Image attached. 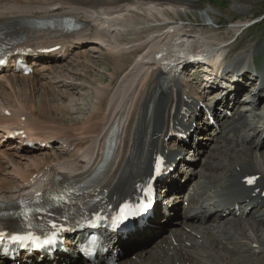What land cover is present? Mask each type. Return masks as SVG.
Listing matches in <instances>:
<instances>
[{"label": "bare ground", "instance_id": "obj_1", "mask_svg": "<svg viewBox=\"0 0 264 264\" xmlns=\"http://www.w3.org/2000/svg\"><path fill=\"white\" fill-rule=\"evenodd\" d=\"M192 1L0 0V24L16 28L20 47L33 50L55 45L70 47L63 59L42 61L32 74L16 75L12 69L0 74V96L5 100L0 101V146H5L0 149V166L7 164L10 169L9 177H0V202H14L20 195L29 193L30 188L34 192L45 189L47 182L55 177L63 180L86 177L100 163L110 131L114 132L115 144L96 188L113 184L108 191L110 197L127 188L135 190L136 182L151 174L154 155L165 151L170 135L190 129L191 120L186 115L197 107L198 101L208 103L216 111L228 99L227 93L220 97L209 93L207 100L202 101L205 92L195 89L184 78V72L176 75L178 65L174 62L179 54L188 51L185 43L191 45L192 51L200 48L223 52L222 45L207 41L188 29L191 24H184V17L192 10ZM242 10L247 11V7ZM203 14L216 24L210 8H205ZM64 16L76 19L80 27L66 32L60 27ZM39 20L45 23L38 25ZM196 41L201 42L199 47L194 45ZM78 42L90 44L86 45L87 49L75 51ZM99 42L104 43V49ZM263 47L264 42L255 44L248 55V65H257L255 57ZM91 48L98 53L96 58L87 53ZM74 55L77 61L68 65L67 58ZM244 57L240 51L231 61L243 62ZM97 64L101 68L110 64L106 69L108 78L102 77L104 82L90 79L89 73ZM250 79L251 86L255 79ZM84 87L94 92L90 110L84 119L65 124V115L72 112L65 100L75 101L69 90ZM243 87H239L238 93ZM244 91L248 92L246 88ZM259 92L253 89L246 100L253 109L262 101ZM240 100L231 98L229 104L233 110ZM227 108L228 105L223 113H217L227 133L214 138L208 148L214 152L204 162L211 171L220 172L219 178L208 174L203 182V187L211 189L213 194L202 192L203 198L197 199L193 187L194 196H189L187 209L177 225H184L191 232L171 228V235L159 239L157 250L150 253L149 260L142 258V251H137L134 257L140 258L139 263L126 260L118 264H216L218 258L217 264H253L249 257L250 244L264 253V228H260L264 223V152L261 151L264 124L256 128L248 124L245 114L236 110L226 117ZM7 123L24 128L17 142L6 136ZM200 128L196 125L194 132ZM37 136L61 141L63 147L22 152L18 142ZM170 141L175 144L176 138ZM228 142L241 146L236 148V144L235 147ZM250 175L259 177L253 186H246L245 177ZM247 215L249 219L244 220ZM192 221L206 226H196ZM171 223L178 224V219ZM247 229L252 232L249 234ZM197 238L201 240L199 243L195 241ZM195 247L204 250L205 255L195 252Z\"/></svg>", "mask_w": 264, "mask_h": 264}, {"label": "rangeland", "instance_id": "obj_2", "mask_svg": "<svg viewBox=\"0 0 264 264\" xmlns=\"http://www.w3.org/2000/svg\"><path fill=\"white\" fill-rule=\"evenodd\" d=\"M192 10L188 12V17H184V24H191V26L188 27V29H191L192 31L196 32L197 34H201V37L206 38L207 41L213 43V44H220L223 45L225 51H229L230 56L234 57L236 53L238 52H244V54L250 53L253 48L255 47V44L257 42H263L264 41V0H193L192 1ZM243 7H247V11H243ZM205 8H210L212 10V15L214 16L216 20V24H213L211 22V19H209L206 15L203 14V11ZM206 20H204V18ZM188 18V20L186 19ZM255 22L254 24H252ZM237 25V27H232ZM246 24H251L248 28L244 27ZM235 28V29H233ZM196 47H199L201 45V42L196 41L194 44ZM89 47V45L87 46ZM264 51V47L260 52H258V58L260 63L262 62V52ZM89 56H97V52L94 51L93 48L90 49V51L87 52ZM248 58V56H247ZM68 59V58H67ZM68 65L71 63H74L77 61L76 56H72L69 58ZM257 62V61H256ZM100 64L94 65L93 72L90 74V79L95 78V80L99 82H104L103 78H108V71L107 68H110V64L108 67L101 68L99 66ZM264 71V69H263ZM103 77V78H102ZM82 78V77H81ZM185 78V77H184ZM94 80V79H92ZM79 83V82H78ZM94 83V82H93ZM95 85V84H94ZM249 85V84H248ZM254 85V82H253ZM251 85V86H253ZM193 86L197 87L198 85L196 83H193ZM250 86V85H249ZM194 87V88H195ZM243 87V86H242ZM63 88V87H62ZM61 88V89H62ZM248 90V87L244 86L242 90ZM255 89V88H254ZM240 90V91H242ZM253 90V89H252ZM251 90V91H252ZM259 90L260 94L262 89ZM250 90L245 91L249 95ZM69 92H71L72 99L74 98L75 101L69 102L68 99L65 100V105L69 107L68 109L71 112L70 115H65V124L66 122H73L74 120H81L84 118L88 111L90 110L93 102V91L90 87H84V88H76V89H70ZM242 93V92H241ZM37 94V93H36ZM242 97H245L242 96ZM0 100L4 99L0 96ZM75 102L77 104H75ZM263 106V107H262ZM262 106H259L258 109L261 112V117L254 118H248V124H251L250 122L254 123L251 125H254L256 128L258 125L263 122L264 117V104ZM79 107V108H77ZM80 109L78 112L76 110ZM82 109V110H81ZM237 109V108H236ZM240 104L238 105V110L241 111ZM85 110V111H84ZM233 109H231L232 111ZM74 112V113H73ZM85 113V114H84ZM243 113V112H242ZM69 124V123H68ZM247 129H250V126L246 127ZM252 133V131H250ZM229 134V133H228ZM231 146L233 145H240L239 143H232L228 142ZM235 145V146H236ZM0 146V149H4L5 147ZM264 147V146H263ZM262 147L261 151L264 152V148ZM260 152V151H259ZM210 153H208L207 156H209ZM264 155V154H263ZM207 156L200 157V160L198 162H202L207 160ZM204 159V160H203ZM264 161V159H263ZM3 166H0V171L3 172V174H0V177H9L10 169L6 166H9L7 164H2ZM197 165H193L192 168L196 167ZM196 171H199V173L196 174V172L193 173V183L195 181L202 182L203 176L211 173L208 171L205 167L196 168ZM5 172H4V171ZM207 170V171H206ZM8 172V174H7ZM208 172V173H207ZM8 176H6V175ZM205 174V175H204ZM216 175V173H214ZM13 177V176H11ZM194 196V195H193ZM229 217V216H228ZM201 220V218L199 219ZM196 222V221H193ZM200 223V221H197ZM193 224V223H192ZM202 227L206 226V224H201ZM261 229L264 228V223L260 227ZM211 229V228H210ZM189 230V229H188ZM248 233L250 234L252 231L248 230ZM253 244H250L252 246ZM254 246V245H253ZM253 248V247H252ZM213 249V248H212ZM255 249H257L255 247ZM211 253L213 250L209 249ZM204 256V255H203ZM140 259V258H139ZM138 259V260H139ZM128 260V259H127ZM253 264H262L264 263V253L256 252L252 255ZM126 261V260H124ZM123 261V262H124Z\"/></svg>", "mask_w": 264, "mask_h": 264}, {"label": "snow or ice", "instance_id": "obj_3", "mask_svg": "<svg viewBox=\"0 0 264 264\" xmlns=\"http://www.w3.org/2000/svg\"><path fill=\"white\" fill-rule=\"evenodd\" d=\"M162 163H163L162 160L160 158H157V163H156L157 172H159ZM248 182L251 183L252 180L250 179ZM145 207H148V205H142L137 210H129V206L124 205L120 209V213H119V216L117 218V223H123L125 220H128L129 218L134 217L136 215H139V212L143 211ZM53 227H55V225H53ZM2 238H3V236H2V234H0V239H2ZM9 239L11 242L17 243L21 247L26 246L28 243H32L36 247H44L46 245H52L55 243L54 237L46 238L43 240V242H41L40 237L33 236L31 233H27L24 235H14V236L9 237Z\"/></svg>", "mask_w": 264, "mask_h": 264}]
</instances>
